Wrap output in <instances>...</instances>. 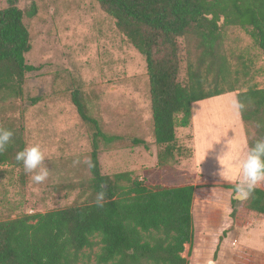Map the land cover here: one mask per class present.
I'll use <instances>...</instances> for the list:
<instances>
[{
  "label": "trees",
  "instance_id": "16d2710c",
  "mask_svg": "<svg viewBox=\"0 0 264 264\" xmlns=\"http://www.w3.org/2000/svg\"><path fill=\"white\" fill-rule=\"evenodd\" d=\"M95 1L144 61L158 166L174 156L175 130L190 127L192 104L234 93L248 137L252 175L262 177L264 88L254 81L258 71L251 57L234 58L225 47L223 31L241 29L264 55V0ZM22 19L16 0H7V6L0 9V102L13 97L24 84L25 74L34 70L25 64L31 46ZM182 49L185 83L179 81ZM70 99L89 130L86 202L0 221V264H83V251L95 246L94 264H188L182 253L185 245L189 255L197 244L194 204L209 211L227 208L230 228L264 220V180L256 187L221 183L198 174L194 185L167 187L146 186L128 172L103 175L100 143L111 140L92 117L89 99L80 88L70 93ZM248 126L255 129L253 137ZM25 160L21 131L1 130L0 165L19 168ZM240 195L244 199L236 200ZM252 260L248 251H241L236 264H252Z\"/></svg>",
  "mask_w": 264,
  "mask_h": 264
},
{
  "label": "rangeland",
  "instance_id": "374dc122",
  "mask_svg": "<svg viewBox=\"0 0 264 264\" xmlns=\"http://www.w3.org/2000/svg\"><path fill=\"white\" fill-rule=\"evenodd\" d=\"M16 5L23 13L31 46L25 64L34 70L25 74L24 84L13 97L0 102V131L20 130L26 152L23 167L0 165V221L86 202L91 147L89 130L70 99L75 88L89 99L92 117L111 140L100 143L103 175L128 172L146 186L179 187L194 185L204 164L217 171L220 164L229 172L240 167L241 146L248 137L234 93L197 102L191 108L190 127L175 130L174 156L159 167L144 61L117 32L114 21L95 0H16ZM6 6L7 0H0V9ZM223 32L225 47L234 58L251 57L258 71L254 81L264 88V55L241 29L228 27ZM184 57L182 49L181 83L186 78ZM248 129L253 137L255 129ZM242 184L258 186L257 181ZM228 212L193 205L197 244L189 255L184 246L182 257L188 264H211L214 257L212 264H236L241 251L252 255V264H264V220L230 228ZM248 235L253 238L249 240ZM97 251L98 246L84 250L80 263L94 264Z\"/></svg>",
  "mask_w": 264,
  "mask_h": 264
},
{
  "label": "crops",
  "instance_id": "0c3cea01",
  "mask_svg": "<svg viewBox=\"0 0 264 264\" xmlns=\"http://www.w3.org/2000/svg\"><path fill=\"white\" fill-rule=\"evenodd\" d=\"M208 100L209 99H206V100H203V101L204 102H208ZM196 103L192 104V110H193V106ZM198 110H199V108H198ZM196 112L199 113V111H197V110H196ZM193 123L194 122H193V119H192V125H193ZM197 124H199V123L197 122ZM197 124H196V126H197ZM197 127H196L195 131L197 130ZM227 131H228V129H227ZM226 139L228 141H231V140L234 141V139H230V138H226ZM194 140H195V137H194ZM243 140H244V137H242V135H241V137L239 138L240 145L241 144L243 145ZM239 155L242 157L240 159L242 161V163L240 164V167L239 168H236L235 170H233L232 168H230V172H229V171H227V169L224 167L223 164H220V166L222 168L218 169V171H217V170L211 169L210 167H206L205 166L206 164H204V166L202 168H200L201 169L200 170L201 171V174L202 175H205V176L212 177L214 179H216V178L217 179H222L223 181H225V183H229V184H234V183H236V181H237V183L242 184L245 180L257 181L258 182V186H259L260 185V182L262 180H264V175L262 177L258 178V179H256L252 175V167H251V164H250V159H249V155H248V149H247L246 141H245V145L241 146V153ZM221 183H223V182H221ZM242 185H244V184H242ZM247 238L249 240H251L253 237H252V235H248Z\"/></svg>",
  "mask_w": 264,
  "mask_h": 264
},
{
  "label": "water",
  "instance_id": "95a60500",
  "mask_svg": "<svg viewBox=\"0 0 264 264\" xmlns=\"http://www.w3.org/2000/svg\"><path fill=\"white\" fill-rule=\"evenodd\" d=\"M235 199L238 200V201H241V200L244 199V196L243 195H240V196L235 197Z\"/></svg>",
  "mask_w": 264,
  "mask_h": 264
}]
</instances>
